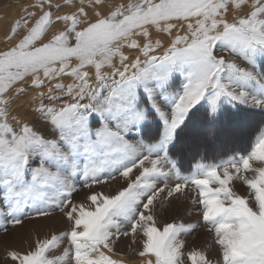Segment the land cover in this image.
I'll use <instances>...</instances> for the list:
<instances>
[{"label": "snow or ice", "instance_id": "obj_1", "mask_svg": "<svg viewBox=\"0 0 264 264\" xmlns=\"http://www.w3.org/2000/svg\"><path fill=\"white\" fill-rule=\"evenodd\" d=\"M31 7L38 12L16 20L0 49V231L53 211L67 228L6 249L11 264H127L114 250L129 236L142 240L139 264H185V255L212 264L203 251L185 254L181 235L196 224L160 226L154 212L189 184L222 264H264V166L251 163L264 164V129L248 154L199 161L189 174L171 155L201 108L193 140L228 132L233 118L255 115L249 109L264 113V0ZM21 97L33 121L10 111ZM117 177L124 183L114 193L92 190ZM234 178L247 195L229 186ZM80 187L87 203L72 200Z\"/></svg>", "mask_w": 264, "mask_h": 264}, {"label": "rangeland", "instance_id": "obj_2", "mask_svg": "<svg viewBox=\"0 0 264 264\" xmlns=\"http://www.w3.org/2000/svg\"><path fill=\"white\" fill-rule=\"evenodd\" d=\"M3 5L0 4V14ZM13 11L6 12L8 17L13 16ZM25 15L18 14L14 17L13 23L23 18ZM35 17H33L34 19ZM12 23V24H13ZM12 26V25H11ZM10 32V31H9ZM9 34V33H8ZM8 44L11 43L8 41ZM21 98L24 100L21 101ZM12 105L10 109L11 112H19L20 115L29 121L35 119L33 112L31 111V106L26 103V98L21 97ZM20 101V102H19ZM203 105V102H202ZM39 128H43L44 124L41 122L37 125ZM199 125H195L194 128H199ZM252 129L248 128V124L245 122L239 123L234 122V128L218 136H199V138L193 140L191 138L190 132L184 131L180 133L178 137L177 148L173 150L175 153H171L172 157L178 161V167L180 168L182 174H189L194 165L203 161L205 163H219L221 159H227L230 156L236 154H226L227 150L244 138L246 130ZM264 129V128H262ZM260 132V131H259ZM259 132L254 137L250 144L254 145L256 137ZM148 139L146 135L144 137ZM246 140V139H245ZM252 148L246 153H238L241 155L248 154ZM179 152H181L180 155ZM202 153V154H200ZM174 154V155H173ZM226 154V155H225ZM253 167L264 166L261 162L252 161ZM136 172V170H134ZM138 174V173H137ZM222 175V170H220ZM243 175L252 177L255 175L251 170L243 171ZM175 176L169 180L170 184H174ZM123 181L117 177L116 180L109 181L102 185H93L92 190L100 191L105 193H114L118 188L123 185ZM212 187H216V184H212ZM239 194L247 195L250 189L244 184L240 179H233L229 185ZM89 193V189L80 187L79 191L72 196L74 202L80 203L85 201V196ZM198 190L195 186L189 184L186 191L183 194H174L171 198L161 197L155 206L154 212L159 225L162 226L164 223L169 222H183L196 224L197 227L193 229L190 233L182 234L181 239L185 241V254L192 249L203 251L212 264H222V254L220 253L219 246L215 243L214 233L209 231V225L203 222L200 218V213L198 211V206L192 203V199L197 197ZM67 228V221L62 217L59 211H53L47 218H33L26 220L22 227H13L9 225L8 232L5 233L0 231V264H11V261L6 256V249L14 248L19 250H26L33 245L34 240L39 238H44L46 235L51 233H59ZM65 241V245H66ZM142 240L138 236L136 242L133 243L131 236L121 237L119 242L115 246L116 257L126 259V261L139 263V257L136 254L137 250L140 248ZM59 254V250H52L49 255ZM185 264H191V261L187 259L185 255Z\"/></svg>", "mask_w": 264, "mask_h": 264}, {"label": "trees", "instance_id": "obj_3", "mask_svg": "<svg viewBox=\"0 0 264 264\" xmlns=\"http://www.w3.org/2000/svg\"><path fill=\"white\" fill-rule=\"evenodd\" d=\"M250 112L255 113V115L247 118H233L230 122V129L234 128V122H245L248 124V128L252 127V129L246 130L244 134V138L240 141L241 143H237L236 145H232L226 152V154L229 152V154H238L240 153H246L248 152L251 148L252 145L250 142L253 141L254 137L256 134L264 128V113H262L259 109H249ZM202 115H203V108H201V112L198 113L196 116L193 117L192 123L189 126V129H185V131L190 132V129L194 128L195 125L201 126L203 121H202ZM224 124H229V120L227 117L223 119ZM246 139V140H245ZM254 142V141H253ZM179 144V143H178ZM172 153H175L174 151ZM181 152H179L178 155H180ZM202 154V153H200ZM225 154V155H226ZM174 155V154H173Z\"/></svg>", "mask_w": 264, "mask_h": 264}, {"label": "bare ground", "instance_id": "obj_4", "mask_svg": "<svg viewBox=\"0 0 264 264\" xmlns=\"http://www.w3.org/2000/svg\"><path fill=\"white\" fill-rule=\"evenodd\" d=\"M54 3H63V0H53ZM108 3L115 5L118 3H127L128 0H107ZM36 3V0H0V4L3 5L1 14H0V49H4L8 46L7 42V35L11 29V25L14 21V17L18 16V14L26 15V11H37V9L32 8L31 6ZM67 8H62L61 11H67ZM248 9L245 8L242 11H247ZM13 11V16L6 18V12ZM91 14V13H90ZM242 14V13H241ZM231 19V16H229ZM23 99L21 98V101ZM25 100V99H24ZM23 100V101H24ZM20 102V101H19ZM118 258V257H114ZM120 259H122L120 257ZM126 261V259H125ZM127 264H139L137 262H128Z\"/></svg>", "mask_w": 264, "mask_h": 264}, {"label": "crops", "instance_id": "obj_5", "mask_svg": "<svg viewBox=\"0 0 264 264\" xmlns=\"http://www.w3.org/2000/svg\"><path fill=\"white\" fill-rule=\"evenodd\" d=\"M217 54H218V55H220V54H224V55L227 56V53H221V52H219V51L217 52ZM234 59H236L237 63H239L241 66H247V65L245 64V62L242 61L239 57H236V58H234Z\"/></svg>", "mask_w": 264, "mask_h": 264}]
</instances>
